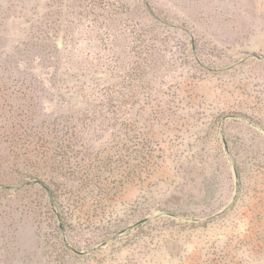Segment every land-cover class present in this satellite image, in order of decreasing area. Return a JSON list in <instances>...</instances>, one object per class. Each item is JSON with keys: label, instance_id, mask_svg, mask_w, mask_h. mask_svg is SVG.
Returning <instances> with one entry per match:
<instances>
[{"label": "rangeland", "instance_id": "rangeland-1", "mask_svg": "<svg viewBox=\"0 0 264 264\" xmlns=\"http://www.w3.org/2000/svg\"><path fill=\"white\" fill-rule=\"evenodd\" d=\"M0 264H264V0H0Z\"/></svg>", "mask_w": 264, "mask_h": 264}, {"label": "trees", "instance_id": "trees-1", "mask_svg": "<svg viewBox=\"0 0 264 264\" xmlns=\"http://www.w3.org/2000/svg\"><path fill=\"white\" fill-rule=\"evenodd\" d=\"M60 166V165H59ZM62 167V166H61ZM27 184H29L28 182H26ZM42 183H46L45 181H42ZM24 185V184H23ZM23 185H21V186H23ZM24 187V186H23ZM23 187H21V188H23ZM82 200V199H81ZM59 210H60V208H59ZM58 213V222H59V225H60V229H63V227H65L66 225H68L67 223H66V218H68V219H70L71 218V216L69 215V213L67 212L66 214V217L64 218L63 217V214L61 213V210L59 211V212H57ZM60 216V217H59ZM108 233H110V232H108Z\"/></svg>", "mask_w": 264, "mask_h": 264}]
</instances>
